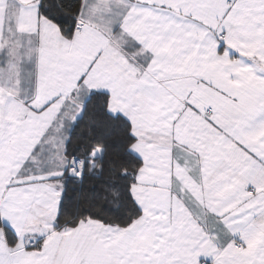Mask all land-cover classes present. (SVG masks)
Here are the masks:
<instances>
[{
	"label": "snow or ice",
	"instance_id": "obj_1",
	"mask_svg": "<svg viewBox=\"0 0 264 264\" xmlns=\"http://www.w3.org/2000/svg\"><path fill=\"white\" fill-rule=\"evenodd\" d=\"M0 264H264V0H0Z\"/></svg>",
	"mask_w": 264,
	"mask_h": 264
}]
</instances>
